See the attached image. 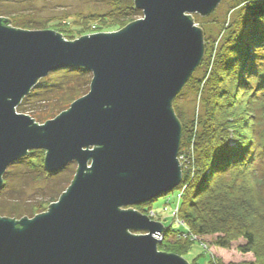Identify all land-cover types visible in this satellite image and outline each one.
<instances>
[{
  "label": "water",
  "instance_id": "water-1",
  "mask_svg": "<svg viewBox=\"0 0 264 264\" xmlns=\"http://www.w3.org/2000/svg\"><path fill=\"white\" fill-rule=\"evenodd\" d=\"M222 0H134L143 17L67 40L0 17V189L7 168L43 150V168L75 175L45 212L0 216V264H190L158 250L164 225L139 212L182 181L172 102L204 56L207 16ZM91 72L89 91L43 124L16 107L50 72Z\"/></svg>",
  "mask_w": 264,
  "mask_h": 264
},
{
  "label": "trees",
  "instance_id": "trees-1",
  "mask_svg": "<svg viewBox=\"0 0 264 264\" xmlns=\"http://www.w3.org/2000/svg\"><path fill=\"white\" fill-rule=\"evenodd\" d=\"M139 14L141 12L133 5L123 9L116 5L110 12L94 14L87 20H111L115 27H120ZM228 16L230 21L222 28L216 47L212 41L204 39L206 52L201 66L206 67L205 75L195 80L193 72L183 87L191 84L195 87L199 94L198 111L187 118L175 106L182 90L172 102L182 128L178 157L181 163L184 157L191 160L187 167L182 164V181L176 187L181 191L186 185L180 194L178 217L187 231L164 227L158 250L183 256L193 242L178 235L190 231L199 236H213V245L222 249L239 242L236 249L252 256V260L228 264H259L264 255V241L258 239L260 225L264 226V173L259 175L257 166L262 160L264 166V0H241ZM19 26L27 30L33 28L29 22H21ZM62 70L77 71L80 78L90 83L92 76L86 69L67 67ZM80 88L72 79L53 82L47 76L23 97L16 111H28L36 122L46 121L67 109L83 92ZM32 98L43 105L28 109L27 101ZM43 157V150H31L17 161L37 166L47 176L57 174L44 170ZM5 176L2 188L6 186ZM238 177L260 188L252 198L257 209L249 210L251 200L244 201L233 195L235 188L242 187L237 182ZM156 199L134 208L147 212ZM252 211L254 217H259L255 218L256 225L248 221L252 217L248 212ZM231 218L233 222L229 223ZM261 236L264 238V233Z\"/></svg>",
  "mask_w": 264,
  "mask_h": 264
},
{
  "label": "rangeland",
  "instance_id": "rangeland-1",
  "mask_svg": "<svg viewBox=\"0 0 264 264\" xmlns=\"http://www.w3.org/2000/svg\"><path fill=\"white\" fill-rule=\"evenodd\" d=\"M240 1L241 0H222L212 13L207 16H201L197 13L191 14L195 24L202 29L203 38L206 42L212 41L214 47H216L215 43L219 42L223 33L222 28L230 21L228 15L231 9L238 5ZM116 5L122 9L130 5L134 6V0H0V17L8 18L11 21L9 25L15 28L22 29L19 24L21 22H29L33 25L31 30L50 29L61 33L67 40H74L82 35L117 31L126 26L128 23L121 25L122 27H115V22L111 20H87V18L94 16V14L103 15L110 12ZM139 11L141 14L134 16L130 22L143 17L142 11ZM85 20L87 22H85ZM93 24L99 27V29L94 30ZM204 52L206 51L204 50ZM205 71V65L201 66L200 63L198 68L194 70V79H199L202 75L204 76ZM47 76H49L50 81L53 82L65 81L68 79L77 81L81 85L80 91H83L79 97L89 91L90 83L88 84L85 82V79L80 78V74L77 71H63L60 69L50 72ZM192 86L193 84L183 88L182 94L175 100V106L187 118H191L193 113L198 111L199 94L196 93L195 87L193 88ZM27 102H29L26 104L28 109L43 105L40 104L39 100L36 102L34 98ZM19 113L30 115L28 111ZM58 114L59 113L56 115ZM56 115L49 119L54 118ZM44 122L45 121L37 123L43 124ZM184 152L185 149L183 150V155H185ZM190 161L191 160H188L187 157L182 158V163L180 162L181 166L183 164L184 167H187L188 163L191 164ZM262 161L259 163L257 162V166L260 169L259 175L264 173ZM76 168L77 164L71 162L61 172L52 176H47L45 173L41 172L40 168L37 166H33L25 161H15L5 172L6 186L0 189V216L19 220L23 216L31 218L36 214L45 212L48 209L49 203L51 204L57 201L60 195L70 185L75 175ZM192 170H194V168ZM237 182L241 183L242 187L240 189L235 188L233 195L235 193L238 199L244 198V201L251 200V202H248L250 203V208L248 207L249 210H254V208L257 209L258 206L253 202L252 198L257 195V190L260 188H254L253 183L248 182V180L243 177H238ZM185 187L186 185L182 187V190L185 189ZM181 191L175 188L171 192L158 197L151 203L150 209L148 210L149 212L142 211L140 207L137 208V210L148 215L152 220L160 221L164 227L171 226L172 230L185 232V228L178 224L173 216L175 209L179 207ZM145 208L144 206V209ZM237 209L240 211L238 206ZM248 214L252 215L251 219H248V221H253L256 225L257 222L255 218L259 217H254V211H252V213L248 212ZM230 222H233L232 218L229 220V223ZM263 231L264 226L260 225L259 234L262 235L264 233ZM261 235H259L260 238L258 239L259 241H262V239L264 241ZM180 238L185 239L183 237ZM186 240L193 243L182 257L190 264H211V254H213L221 264H228L230 262L240 263L243 260H252L250 254L244 255L236 249L239 242L232 243L229 249H222L213 245V236L198 235L197 239L188 238ZM201 243H205L207 248H203ZM260 262L264 264V255L259 259V264Z\"/></svg>",
  "mask_w": 264,
  "mask_h": 264
},
{
  "label": "built area",
  "instance_id": "built-area-1",
  "mask_svg": "<svg viewBox=\"0 0 264 264\" xmlns=\"http://www.w3.org/2000/svg\"><path fill=\"white\" fill-rule=\"evenodd\" d=\"M180 160V157H179ZM181 162V161H180ZM178 207V206H177ZM166 209V208H165ZM174 219L175 221L184 226V223L179 219L178 217V208L175 209V212L173 213ZM185 230L187 231V228H185ZM179 237H183V238H190V239H197L198 235H195V233H192L190 231H188V233H180V235H178ZM162 237L163 235L160 234L157 239L161 242L162 241ZM203 245V248H207V245L205 243H201ZM212 255V256H211ZM210 255V261L211 264H221L218 262V260L213 256V254Z\"/></svg>",
  "mask_w": 264,
  "mask_h": 264
}]
</instances>
